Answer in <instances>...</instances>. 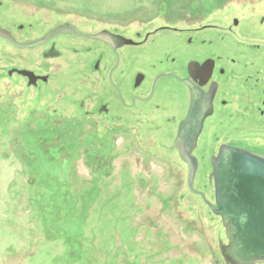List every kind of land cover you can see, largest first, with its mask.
I'll return each instance as SVG.
<instances>
[{"label":"rangeland","instance_id":"374dc122","mask_svg":"<svg viewBox=\"0 0 264 264\" xmlns=\"http://www.w3.org/2000/svg\"><path fill=\"white\" fill-rule=\"evenodd\" d=\"M6 1L19 21L42 31L64 22L99 29L162 3ZM243 1L165 0V5L200 4L210 20L220 21L242 10ZM137 20V27L147 22ZM176 38L167 32L165 47L178 59L187 36ZM36 51L10 46L9 56L22 65ZM63 60H56L53 100L46 98L49 86L36 96L0 78V264H225L219 243L228 241L221 219L187 187L188 168L172 147L186 110L185 88L165 81V104L174 118L164 127L89 123L72 103L83 100L81 78H70ZM213 153L211 140L202 136L192 183L212 204Z\"/></svg>","mask_w":264,"mask_h":264},{"label":"flooded vegetation","instance_id":"af4514ba","mask_svg":"<svg viewBox=\"0 0 264 264\" xmlns=\"http://www.w3.org/2000/svg\"><path fill=\"white\" fill-rule=\"evenodd\" d=\"M241 5L242 10H236L230 20L219 21L210 20V13L200 4L165 5L162 0L161 4L142 5L139 17L114 20L111 26L80 30L64 22L42 31L25 24L28 21H19L15 9L0 0V78L22 84L36 96L49 86L46 98L53 100L56 60L61 56L70 78H81L83 100L72 103L83 110L87 122L147 123L155 128L174 118L165 104V81L176 80L185 88L187 98L177 131L189 110L191 83L204 96L207 107L193 156L202 136L211 140L214 156L223 145L264 156V0H244ZM138 18L147 22L137 27L133 24ZM65 24L101 38L62 32L33 46L36 53L23 59L22 65L13 63L16 60L9 56V47L26 48L15 46L10 38L18 43L42 40L53 28ZM25 32L37 34L21 39ZM167 32L177 38L187 36L180 42L185 53L178 59L165 47ZM212 194L214 198V189Z\"/></svg>","mask_w":264,"mask_h":264},{"label":"water","instance_id":"95a60500","mask_svg":"<svg viewBox=\"0 0 264 264\" xmlns=\"http://www.w3.org/2000/svg\"><path fill=\"white\" fill-rule=\"evenodd\" d=\"M69 32L92 38L76 27L65 24L56 26L42 40L18 43L10 42L19 48L40 44L50 36ZM188 83V82H187ZM191 102L186 117L179 123L173 147L188 168L187 187L200 194L212 213L219 216L224 228L227 244L219 243V250L225 264H264V156L243 149L223 145L212 158L214 204L207 201L202 192L194 191L193 179L197 169V159L192 151L195 148L207 107L204 96L191 83ZM201 100V105L198 104Z\"/></svg>","mask_w":264,"mask_h":264}]
</instances>
